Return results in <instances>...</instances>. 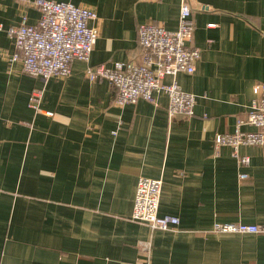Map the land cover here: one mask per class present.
Returning a JSON list of instances; mask_svg holds the SVG:
<instances>
[{
	"label": "crops",
	"instance_id": "obj_1",
	"mask_svg": "<svg viewBox=\"0 0 264 264\" xmlns=\"http://www.w3.org/2000/svg\"><path fill=\"white\" fill-rule=\"evenodd\" d=\"M33 1L0 0V264L145 263L140 242L152 245L150 264H264V147H238L246 168L232 148L214 147L216 135L246 119L252 87L264 84V0H188L190 47L200 57L193 74L174 79L195 107L173 121L162 93L118 107L113 87L90 82L86 70L141 63L138 26L177 30L180 0H51L94 11L89 25L99 34L88 62L46 82L9 61L6 30L23 17L38 22ZM37 89L53 117L28 107ZM140 177L162 181L158 215L176 217L175 229L132 220ZM215 223L262 232L217 234Z\"/></svg>",
	"mask_w": 264,
	"mask_h": 264
},
{
	"label": "built area",
	"instance_id": "obj_2",
	"mask_svg": "<svg viewBox=\"0 0 264 264\" xmlns=\"http://www.w3.org/2000/svg\"><path fill=\"white\" fill-rule=\"evenodd\" d=\"M180 2L177 30L166 31L161 25L152 23L138 26L141 63L129 61L116 63L112 68L99 66L86 70L90 82L104 80L113 87L116 106L134 105L140 100L151 102L156 93H162L168 98L166 111L170 121L194 115V95L183 92L174 79L178 74H193L200 57V51L190 47L195 30L190 3L188 0ZM33 5L39 13L35 25H28L23 17L19 25L6 30L14 47L10 64L19 62L23 73L42 82L52 77L66 78L71 73L73 61L88 62L90 59L99 34L96 27L89 25L96 21V13L89 8L51 0H34ZM165 76L173 79L168 85L161 83ZM42 93V90H33L28 98V107L36 114L51 118L53 113L41 108ZM252 93L254 100L246 119L238 121L232 134H218L214 137L215 149L224 146L232 148V155L239 168L248 167L250 158L239 155L238 147H264V84H255ZM244 125L254 130L241 131ZM247 177L245 173L238 175L240 180ZM161 186L160 179H138L131 218L152 231L166 232L175 229L179 220L172 216L158 215ZM213 232L257 235L262 230L256 225L215 223ZM138 247L147 261L137 264H150L151 243L140 242Z\"/></svg>",
	"mask_w": 264,
	"mask_h": 264
},
{
	"label": "rangeland",
	"instance_id": "obj_3",
	"mask_svg": "<svg viewBox=\"0 0 264 264\" xmlns=\"http://www.w3.org/2000/svg\"><path fill=\"white\" fill-rule=\"evenodd\" d=\"M49 80V79H48ZM43 82H46V81H43ZM40 90V89H39ZM43 92V91H42ZM42 96H43V93H42ZM41 101H42V99H41Z\"/></svg>",
	"mask_w": 264,
	"mask_h": 264
}]
</instances>
